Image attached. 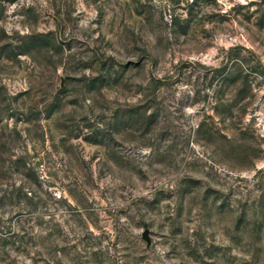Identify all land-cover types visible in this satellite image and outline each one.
Wrapping results in <instances>:
<instances>
[{"label":"rangeland","instance_id":"1","mask_svg":"<svg viewBox=\"0 0 264 264\" xmlns=\"http://www.w3.org/2000/svg\"><path fill=\"white\" fill-rule=\"evenodd\" d=\"M0 264H264V0H0Z\"/></svg>","mask_w":264,"mask_h":264},{"label":"water","instance_id":"2","mask_svg":"<svg viewBox=\"0 0 264 264\" xmlns=\"http://www.w3.org/2000/svg\"><path fill=\"white\" fill-rule=\"evenodd\" d=\"M62 83L60 84V86L62 87ZM141 238L146 242V246L149 247L152 243V240L149 236V230L145 229L142 234H141Z\"/></svg>","mask_w":264,"mask_h":264}]
</instances>
